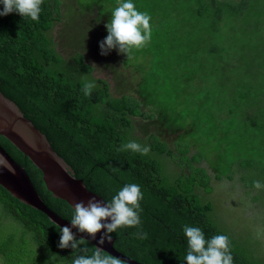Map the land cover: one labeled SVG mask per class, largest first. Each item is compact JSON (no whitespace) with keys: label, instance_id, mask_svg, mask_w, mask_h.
I'll return each instance as SVG.
<instances>
[{"label":"trees","instance_id":"16d2710c","mask_svg":"<svg viewBox=\"0 0 264 264\" xmlns=\"http://www.w3.org/2000/svg\"><path fill=\"white\" fill-rule=\"evenodd\" d=\"M133 3L151 16L153 30L151 42L133 49V54L135 59L149 55L152 75L165 82L164 111L177 118L172 129L189 118L188 109L207 108L201 115L209 116L198 127L197 141L183 138L169 147L150 135L143 143L150 146L148 155L118 150L130 141L140 142L133 135L132 120L154 121L158 104L151 96H141L143 91L139 96L113 97L107 81L93 78L95 69L84 55L66 59L59 53L52 33L62 22L60 0H44L39 21L16 12L0 16V92L47 138L74 177L105 203L126 184L140 186L141 228L123 227L110 234L121 255L140 264H186L183 227L189 225L199 227L206 239L226 234L233 264H264V243L256 234L252 240H235L213 221L212 204L203 201L212 193V179L232 181L235 174L247 194L256 192L253 203L264 196V188L254 187L255 181L264 184V132L257 131H264V0ZM113 4L117 7V0ZM235 29L233 36L230 31ZM214 80L213 96L208 95L206 85ZM89 82L96 86L85 96L83 87ZM220 138L229 148L226 166L210 175L203 165L204 148L198 145L217 148ZM0 146L24 169L45 206L70 222L73 210L47 192L41 173L2 137ZM162 157L178 169L175 177L164 173L158 161ZM4 218L20 227L18 234L1 232ZM141 230L146 239L135 235ZM60 234L44 214L0 187L1 264H72L78 255H91L95 249L85 241L76 250L62 249Z\"/></svg>","mask_w":264,"mask_h":264},{"label":"rangeland","instance_id":"374dc122","mask_svg":"<svg viewBox=\"0 0 264 264\" xmlns=\"http://www.w3.org/2000/svg\"><path fill=\"white\" fill-rule=\"evenodd\" d=\"M60 1L62 2V22L55 27L52 33L58 43L57 49L59 53L66 59L77 53L84 55L85 62L95 69L93 78L107 81L113 97L122 95L139 96L140 92L143 91V94H140L141 96H151L158 104L156 108L158 117L154 121L132 120L133 135L140 141L139 143L141 145L143 143L146 144L150 135H156L169 147H172L178 141H197L199 139L197 136L198 127L200 124L204 126V117L208 118L209 116L201 115L205 114L203 112L207 108L203 106V111L201 110L200 112L198 109L192 111L188 109L189 118L184 120L183 125L173 130L172 127L175 126L174 121L177 118L169 116L164 111L165 107L163 105L166 100L165 82L160 79L157 80L152 75L149 55H138L135 59L133 50L128 54H124L116 49H112L107 55L100 54L99 42L107 36L105 25L110 22L111 14L115 9L114 0ZM233 24L236 25V20H234ZM230 32L233 33V36H236V29ZM215 82L216 80L212 82V86L206 85L207 88L205 90H211L208 95L213 96L211 92L216 87ZM154 84L157 85L153 86ZM180 95L178 100H184V95ZM203 95L206 94L204 93ZM234 121L236 120L234 119ZM257 131L260 134L264 132L263 130ZM183 138H185L184 141L182 140ZM207 145L201 143L198 146L204 148L207 161V164H203L204 167H207L210 175H214L225 169L226 163L224 160L226 154L229 153V148L222 138L219 139L217 148H214L212 144ZM194 148L198 149L197 146ZM232 152L233 156L236 157V150L233 149ZM217 153L223 154L224 158H221L223 155L219 157ZM158 161L169 179L175 177L177 172L179 173L169 159L162 157ZM238 177L239 175L235 174L232 181L223 179L220 182L212 179V193L209 197L203 198V201H209L212 204L214 209L212 213L213 221L230 233L235 240L236 236L241 242L246 239L252 240L256 234V237L264 243V196H261L258 202L253 203L251 199L256 192L247 194ZM6 219H3L4 226L1 232L18 234L20 227L11 219ZM258 231L260 233L259 236L257 235Z\"/></svg>","mask_w":264,"mask_h":264},{"label":"clouds","instance_id":"9594fccd","mask_svg":"<svg viewBox=\"0 0 264 264\" xmlns=\"http://www.w3.org/2000/svg\"><path fill=\"white\" fill-rule=\"evenodd\" d=\"M44 0H0L3 10L0 16H6L16 12L21 17L39 21L41 5ZM118 6L111 14V20L105 27L107 36L99 42L100 54L107 55L112 49L120 53L128 54L133 49L139 50L151 42L152 24L151 16L147 12L137 9L133 0H117ZM94 83H85L83 92L90 96ZM30 146L38 151L35 143ZM119 151L131 150L140 155H148L150 146L141 145L135 141L122 144ZM0 170H7L15 174V169L7 158L0 154ZM256 189L264 188L260 181L254 182ZM143 193L139 185L129 183L124 185L105 203L97 200L95 196L90 197L85 204L84 201L74 203L73 215L70 220L71 227H59L60 240L58 247L78 249L84 243V239H76L72 228L86 233L93 240L100 234L98 245H103L111 240V233L118 228L135 227L141 228L140 213L142 211L141 201ZM110 221V222H107ZM183 232L187 240L186 264H233L231 255L230 239L226 234L214 235L210 239L205 238L204 232L199 227L184 225ZM259 231L257 235L259 236ZM135 235L140 239H146L147 233L138 231ZM85 251V249H80ZM72 264H124L119 257L106 254L102 247H96L91 255H78Z\"/></svg>","mask_w":264,"mask_h":264},{"label":"water","instance_id":"95a60500","mask_svg":"<svg viewBox=\"0 0 264 264\" xmlns=\"http://www.w3.org/2000/svg\"><path fill=\"white\" fill-rule=\"evenodd\" d=\"M0 137L8 141L41 173L43 184L54 199L65 202L72 210L75 202L84 201L86 204L92 196H95L97 200H102L88 191L81 180L74 177L72 168L53 151L47 138L31 122L26 120L19 108L4 97L1 92ZM31 143H35L39 150H33L30 146ZM0 154L4 155L15 169L14 175L7 170H0V187L20 204L44 214L58 228L71 227V222L61 219L45 206L34 190L24 169L15 163L1 146ZM72 231L76 239L83 238L85 242L90 243L94 248L102 247L106 254L119 257L124 264H140L114 250V239L112 238L103 245H98L97 240H99L100 234H97L96 239L93 240L86 233H81L76 228H72Z\"/></svg>","mask_w":264,"mask_h":264}]
</instances>
